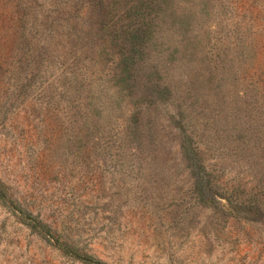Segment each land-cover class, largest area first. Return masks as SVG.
Segmentation results:
<instances>
[{"label": "rangeland", "instance_id": "rangeland-1", "mask_svg": "<svg viewBox=\"0 0 264 264\" xmlns=\"http://www.w3.org/2000/svg\"><path fill=\"white\" fill-rule=\"evenodd\" d=\"M0 183L103 264H264V0H0ZM0 264L83 263L0 202Z\"/></svg>", "mask_w": 264, "mask_h": 264}, {"label": "trees", "instance_id": "trees-1", "mask_svg": "<svg viewBox=\"0 0 264 264\" xmlns=\"http://www.w3.org/2000/svg\"><path fill=\"white\" fill-rule=\"evenodd\" d=\"M126 58H123V63H125ZM0 202L3 205H6L8 208H10L13 211H16L18 213L19 221L27 226L29 229L34 231L36 234L47 238V240L52 241V246L60 250L64 255L69 256L75 260H78L79 262L83 264H103L99 260L88 256L79 254L76 250L73 248L62 244L57 238H55L52 235V232L43 224L32 218L30 215L22 212L21 210L17 209L16 206H14L10 200L7 198L5 189L3 185L0 183Z\"/></svg>", "mask_w": 264, "mask_h": 264}]
</instances>
